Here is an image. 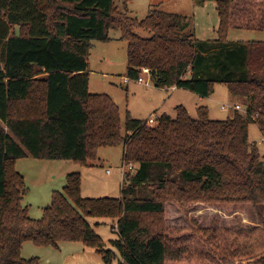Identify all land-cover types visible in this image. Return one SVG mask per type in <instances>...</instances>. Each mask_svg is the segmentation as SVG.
<instances>
[{"label":"trees","instance_id":"16d2710c","mask_svg":"<svg viewBox=\"0 0 264 264\" xmlns=\"http://www.w3.org/2000/svg\"><path fill=\"white\" fill-rule=\"evenodd\" d=\"M193 1L216 2V39L196 38L189 19L175 13L154 9L144 20L130 18L114 0H0V264H40L22 257L25 242H82L113 264L115 253L104 249L89 217L117 221L118 264H167L199 257L203 247L224 262L264 259L263 228L208 235L197 229L186 238L165 223L168 203L264 204V159L249 140L251 123L264 136V42L228 39L231 29L264 31V0ZM111 30L127 42L130 79L147 68L155 87L202 98L226 85L246 102L245 113L216 120L207 107L192 117L178 105L176 118L162 114L153 125L127 115L124 135L113 99L89 91L93 42H110ZM122 144L124 161L136 166L122 198H84L81 174L72 173L43 218L29 217L17 160L87 166L100 148Z\"/></svg>","mask_w":264,"mask_h":264},{"label":"rangeland","instance_id":"374dc122","mask_svg":"<svg viewBox=\"0 0 264 264\" xmlns=\"http://www.w3.org/2000/svg\"><path fill=\"white\" fill-rule=\"evenodd\" d=\"M114 2L119 11L130 18L144 20L154 9L175 13L189 19L198 39L212 40L217 37L214 30L218 28L220 20L215 1L199 3L193 0H114ZM135 33L142 38L152 36V33L145 29H136ZM109 35L111 41L108 43L93 42L88 57L89 91L92 94L108 95L113 99L120 111L124 135L127 134L124 131L127 115L144 120L152 114L159 116L165 112L176 118L175 107L178 105L186 107L192 117H197L198 108L207 107L209 117L216 120H225L228 115L232 116L235 112L245 113L243 104L246 105V102L234 98L226 85H217L212 97L200 102L199 96L190 91H162L155 88L150 80L147 85L138 82L125 83V79L129 78L127 42L121 39L120 30H111ZM228 39L234 42H264V31L233 29L229 31ZM144 80L147 81L148 77L145 76ZM237 101L242 105L243 112L222 110V104L230 105ZM157 108L162 112L155 111ZM249 140L251 143H258L264 159V136L255 123L249 125ZM124 157L125 146L122 144L100 148L97 160L87 166L69 161L38 160L32 157L17 160L15 168L24 177L28 187L23 206L28 207L29 217L33 220L43 218L44 209L51 203L54 192H64L67 175L72 173L81 174L82 197L122 198V186L128 183L126 174L136 171L126 169L123 174ZM87 221L104 242V249L115 253L113 264H118L121 255L113 244L119 239L115 232L116 228L114 229L117 221L111 218L90 217ZM165 223L172 231H177L186 238H191L197 229L203 230L204 235L210 234L213 229L225 232H241L247 228L264 229V204L191 203L180 207L178 204L168 203ZM214 250L212 247L207 250L203 247L199 249L202 253L199 257L187 256L181 261H169L167 264H264L263 258L228 259L224 262L212 254ZM21 254L26 260L38 259L40 264H105L96 248L86 247L82 242H63L58 248L25 242Z\"/></svg>","mask_w":264,"mask_h":264},{"label":"built area","instance_id":"2783aa9c","mask_svg":"<svg viewBox=\"0 0 264 264\" xmlns=\"http://www.w3.org/2000/svg\"><path fill=\"white\" fill-rule=\"evenodd\" d=\"M142 73L144 75H147V77H148V80L147 81H145L144 80V77L141 75L137 80H132L130 78H126L125 79V83L138 82L140 84H146L147 85L148 82H149V80L151 81L150 71H149V69L145 68V69L142 70ZM221 108H222V110H227L229 108H233L235 111H242L241 105H235V106H232V107L227 106V105H222ZM157 121H158V116L157 115H154V116H151L148 120H146V123L147 124H150V125H153V124H156ZM134 168H135L134 164L124 162V164L122 166L123 174L125 173V170L126 169L132 171Z\"/></svg>","mask_w":264,"mask_h":264},{"label":"crops","instance_id":"0c3cea01","mask_svg":"<svg viewBox=\"0 0 264 264\" xmlns=\"http://www.w3.org/2000/svg\"><path fill=\"white\" fill-rule=\"evenodd\" d=\"M231 30H233V29H231ZM214 32H216V29L214 30ZM196 38H197V37H196ZM215 39H216V38H215ZM200 40H201V39H200ZM212 40H214V39H212ZM229 41H231V40H229ZM231 42H234V41H231ZM141 75L144 76V77L147 76V75H144L143 73H141ZM141 75H140V76H141ZM151 82H152V81H151ZM152 84H153V83H152ZM153 86H154V84H153ZM216 86H217V85H216ZM216 86H215L214 93H215V91H216ZM155 88H157V87H155ZM157 89L162 90V91H171V92H177V91H179V90H184V89H180V88H176V87H172V88H157ZM227 90H228V88H227ZM228 92H229V91H228ZM173 94H174V93H173ZM195 95H196V94H195ZM197 96H199V95H197ZM210 97H212V96H210ZM210 97H208V98H202V97L199 96V98H200L199 100H200V102H205L204 99H210ZM234 98H235V97H234ZM203 105H204V104H203ZM222 105H225V104H222ZM222 105H221V107H222ZM235 105H240V104H239V102L237 101L236 103H231L230 105H227V106L232 107V106H235ZM205 106H208V105L205 104ZM243 106H244V105H243ZM176 107H177V106H176ZM176 107H175V108H176ZM241 107H242V105H241ZM229 110L232 111V110H234V109H233V108H229ZM244 110H245V109H243V111H244ZM155 111H161V112H162V110H160V109H158V108L155 109ZM234 111H235V110H234ZM243 111H241V112H243ZM162 114H167V113L162 112V113H160L159 116H161ZM152 115H153V114H152ZM152 115H151V116H152ZM168 115H170V114H168ZM151 116H150V117H151ZM159 116H158V117H159ZM170 116H171V115H170ZM229 116H230V115H228L227 117H229ZM150 117H149V118H150ZM171 117H172V116H171ZM149 118H148V119H149ZM148 119H144V120L146 121V120H148ZM27 158H28V157H27ZM93 163H94V162H93ZM107 172H108V171H107ZM108 173H109V172H108Z\"/></svg>","mask_w":264,"mask_h":264}]
</instances>
